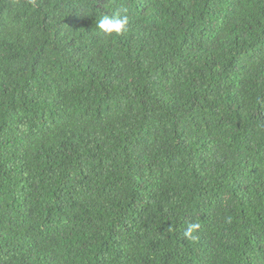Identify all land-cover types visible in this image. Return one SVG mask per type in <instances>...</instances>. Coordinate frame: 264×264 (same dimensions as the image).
<instances>
[{
    "label": "trees",
    "instance_id": "1",
    "mask_svg": "<svg viewBox=\"0 0 264 264\" xmlns=\"http://www.w3.org/2000/svg\"><path fill=\"white\" fill-rule=\"evenodd\" d=\"M0 264H264V0H0Z\"/></svg>",
    "mask_w": 264,
    "mask_h": 264
},
{
    "label": "clouds",
    "instance_id": "2",
    "mask_svg": "<svg viewBox=\"0 0 264 264\" xmlns=\"http://www.w3.org/2000/svg\"><path fill=\"white\" fill-rule=\"evenodd\" d=\"M129 17L125 14L115 15V16H104L96 20V27L100 32L107 36H112L113 34L122 36L126 34L129 30ZM201 228V224L198 222H193L188 225L184 230L183 235L189 240H195L198 237L194 234Z\"/></svg>",
    "mask_w": 264,
    "mask_h": 264
}]
</instances>
